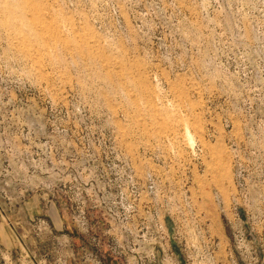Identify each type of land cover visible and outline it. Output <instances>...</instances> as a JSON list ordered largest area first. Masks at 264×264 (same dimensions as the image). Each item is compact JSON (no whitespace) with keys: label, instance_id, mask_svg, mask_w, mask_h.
<instances>
[{"label":"rangeland","instance_id":"obj_1","mask_svg":"<svg viewBox=\"0 0 264 264\" xmlns=\"http://www.w3.org/2000/svg\"><path fill=\"white\" fill-rule=\"evenodd\" d=\"M0 264H264V0H0Z\"/></svg>","mask_w":264,"mask_h":264}]
</instances>
